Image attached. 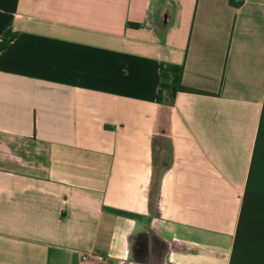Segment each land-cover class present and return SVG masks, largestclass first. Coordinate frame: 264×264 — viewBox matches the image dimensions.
<instances>
[{
    "label": "crops",
    "instance_id": "1",
    "mask_svg": "<svg viewBox=\"0 0 264 264\" xmlns=\"http://www.w3.org/2000/svg\"><path fill=\"white\" fill-rule=\"evenodd\" d=\"M0 264H264V0H0Z\"/></svg>",
    "mask_w": 264,
    "mask_h": 264
},
{
    "label": "trees",
    "instance_id": "2",
    "mask_svg": "<svg viewBox=\"0 0 264 264\" xmlns=\"http://www.w3.org/2000/svg\"><path fill=\"white\" fill-rule=\"evenodd\" d=\"M170 114H169V109L167 106H163L157 114L156 121H155V126L153 130V136H152V141H151V147H152V154L155 157V154L159 152L158 148H162V142L166 143L169 148V153H171L170 149V144H171V132H170ZM160 127H158V125ZM157 132H160L158 135ZM157 136L159 138H157ZM170 162V159L167 160L166 165H168Z\"/></svg>",
    "mask_w": 264,
    "mask_h": 264
},
{
    "label": "built area",
    "instance_id": "3",
    "mask_svg": "<svg viewBox=\"0 0 264 264\" xmlns=\"http://www.w3.org/2000/svg\"><path fill=\"white\" fill-rule=\"evenodd\" d=\"M86 256L84 255L83 258H85ZM93 257L96 258V259H103L102 255L101 254H93Z\"/></svg>",
    "mask_w": 264,
    "mask_h": 264
}]
</instances>
